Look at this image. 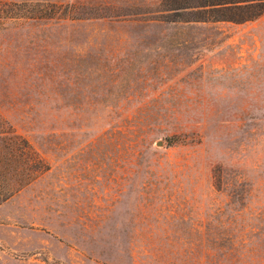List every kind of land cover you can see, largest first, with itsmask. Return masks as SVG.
<instances>
[{"label":"rangeland","instance_id":"374dc122","mask_svg":"<svg viewBox=\"0 0 264 264\" xmlns=\"http://www.w3.org/2000/svg\"><path fill=\"white\" fill-rule=\"evenodd\" d=\"M161 2L0 0V114L50 167L0 204V264H264V14Z\"/></svg>","mask_w":264,"mask_h":264},{"label":"trees","instance_id":"16d2710c","mask_svg":"<svg viewBox=\"0 0 264 264\" xmlns=\"http://www.w3.org/2000/svg\"><path fill=\"white\" fill-rule=\"evenodd\" d=\"M40 3V18L76 15L73 7ZM170 24L243 23L264 14V0H162L159 9ZM77 16V17H76ZM50 167L31 143L0 114V204Z\"/></svg>","mask_w":264,"mask_h":264}]
</instances>
